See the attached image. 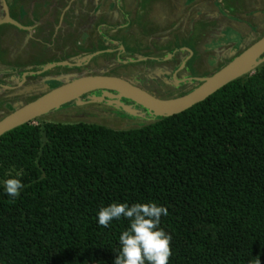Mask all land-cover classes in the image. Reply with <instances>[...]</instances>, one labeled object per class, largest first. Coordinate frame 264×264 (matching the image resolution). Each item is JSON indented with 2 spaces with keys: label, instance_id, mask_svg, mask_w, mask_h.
<instances>
[{
  "label": "trees",
  "instance_id": "16d2710c",
  "mask_svg": "<svg viewBox=\"0 0 264 264\" xmlns=\"http://www.w3.org/2000/svg\"><path fill=\"white\" fill-rule=\"evenodd\" d=\"M149 202L168 211L169 264H264V64L137 129L29 123L0 137V264H114L130 221L101 227L98 210Z\"/></svg>",
  "mask_w": 264,
  "mask_h": 264
},
{
  "label": "flooded vegetation",
  "instance_id": "af4514ba",
  "mask_svg": "<svg viewBox=\"0 0 264 264\" xmlns=\"http://www.w3.org/2000/svg\"><path fill=\"white\" fill-rule=\"evenodd\" d=\"M67 2L70 4L74 2L75 5L68 11V15H64L65 8L63 16L84 14L85 21L75 23L71 32L66 33L63 30L55 35L53 30L48 29L42 36L34 38L30 36L29 41L26 37L34 30L20 23L22 18L17 20L14 15L15 4L7 0L0 2V21L8 15L22 28H27L22 36L17 34L16 29L10 25L0 27L1 31L5 29L0 36V120L16 110L9 103L10 97H20L24 106L61 86L53 84L54 82L40 85L41 81L46 82L65 76L63 80H57L63 82L66 77L72 78L82 70L89 71L86 70L89 67L92 69L90 72H95L89 76L119 78L157 99H176L196 89L201 84L200 79L207 78L219 70L218 52L220 57L230 58L226 64L242 52L238 50L236 54H232V50H237L232 46L236 43L234 36L233 39L229 35L226 39L217 40L222 28L219 31L217 28L213 32L214 26L204 19L202 5L197 0L187 2L188 4L186 2L178 4L181 9L177 13L168 0H69ZM249 2L250 0H242L235 5L237 7L243 4L246 9ZM220 3L223 5L225 2ZM261 3H264V0ZM219 6L218 2V12H220ZM153 7L165 8L168 14L166 12L160 14L157 21L156 14L152 12ZM21 11L25 13L22 9ZM52 12L49 8L44 9L43 17L48 19ZM29 13L25 15L28 16ZM250 13L245 12L246 22L251 16ZM177 14L181 15L182 18L179 21L182 23L179 29L174 31L175 22H172L170 17ZM231 15L226 20L223 18L226 21L224 25L227 31L232 27L240 26L235 23L233 14ZM27 16L23 17V20L27 19ZM111 21L114 24L124 21V24L112 26ZM156 21L160 23L159 27L153 26ZM142 23L144 25L140 26ZM135 25L138 28L137 33H142L143 40L141 38L137 40V34L130 32L131 27ZM207 25L210 26L209 31H207ZM164 27L166 29H161L159 33L158 29ZM163 33L167 34L166 40ZM169 36H171L170 39ZM45 38L48 41L52 40L53 47L45 44L46 42L43 41ZM56 38L63 41L60 50L56 48ZM132 39H135L136 43L139 42L138 45L132 43ZM31 41L35 43L32 44ZM12 46L15 48L11 49ZM16 49L17 51L14 52ZM221 49L224 51L221 52ZM62 53L66 56H61ZM221 66L222 64L219 67ZM74 79L77 78H72ZM119 103L149 113L134 102L124 99L117 92L97 90L81 96L78 100L48 115L66 113L68 115L65 118L68 121L73 117H75L73 121L79 119L77 115H86V117L83 116L84 122L95 120L101 126H125L123 118H120L124 112L122 113V110L118 108ZM109 127L106 128L111 129Z\"/></svg>",
  "mask_w": 264,
  "mask_h": 264
},
{
  "label": "water",
  "instance_id": "95a60500",
  "mask_svg": "<svg viewBox=\"0 0 264 264\" xmlns=\"http://www.w3.org/2000/svg\"><path fill=\"white\" fill-rule=\"evenodd\" d=\"M2 1L5 2L6 0ZM12 3L16 5L19 2L18 0H12ZM3 25H10L20 31L27 30V28H22L11 20L8 15L0 21V27ZM3 32L4 29L2 31L0 29V36L3 35ZM262 64H264V36L244 49L211 76L200 79L201 84L192 92L172 100H160L152 97L119 78L106 76L81 77L51 90L1 119L0 137L52 111L58 110L72 101L78 100L87 93L97 90L117 92L123 98L134 102L157 118L180 114L205 101L233 81L252 73Z\"/></svg>",
  "mask_w": 264,
  "mask_h": 264
},
{
  "label": "rangeland",
  "instance_id": "374dc122",
  "mask_svg": "<svg viewBox=\"0 0 264 264\" xmlns=\"http://www.w3.org/2000/svg\"><path fill=\"white\" fill-rule=\"evenodd\" d=\"M67 1H69V0H67ZM194 1L195 0H192L191 2H194ZM241 1L242 0H218V2L220 4V6H219L220 12H218V20H215V21L213 20V22L209 23L211 26H214L213 32H215L217 28L219 31V29H221L222 27H218V24L221 22L222 26L225 28L224 22L226 23V21H224V20L228 19L229 17L232 16L231 14H233L234 19L236 20L235 23L240 24V26H238V27L235 26V27H232V29H228L229 32L226 30V28L225 29L222 28V30L219 31L220 33H218V39H217V40H223V39H226V37L229 35L233 39V36H234V40L236 41V43H233L234 45H232V46L237 48V50H234V51L232 50V54H236L238 52V50L243 51L248 46H250L251 44L256 42L259 38H261V36L264 34V3H261L262 0H250V2L247 3V5H246L247 6L246 9L243 7V4H240L239 6L236 7L235 3H237V2L240 3ZM220 2H223V3L225 2V3L223 5H221ZM74 5H75V3L70 7L73 8ZM202 8H203V10L205 9L203 6H202ZM216 8L218 9V6H216ZM246 11L251 12L250 13L251 16L249 17V20H247L248 22H246V20H245V18H246L245 12ZM166 14H168L167 10H166ZM70 16H75V15L73 14ZM78 17H79L80 22L85 21L86 17L84 14H82V15L79 14V15L75 16V18H77V19H78ZM179 17H180V15H178V14L175 15V19H177ZM223 18H224V20H223ZM123 24H124V21H119L116 24H114L112 22L111 25L112 26H123ZM127 27H128V25H127ZM206 27L208 28L207 31H209L210 26L207 25ZM185 28H187L186 25H185ZM137 29L138 28L135 25V26L131 27L130 32H134L137 34V38H136L137 40H140V38H141V40H143L142 33L141 34L137 33L138 32ZM145 33H147V31ZM201 37H202V35H201ZM134 40L135 39H132V43H135V44L139 43V42L136 43V41H134ZM211 41H213V40H211ZM180 42H182V40ZM115 43L119 44L117 41H115ZM127 43H126V45L128 46ZM175 44H176V42H175ZM223 51L224 50H222L221 52H223ZM232 54H231V56H232ZM218 57L220 58L218 60V62H219L218 69H220L222 66H224L226 64V62L230 58H228V56L220 57L219 52H218ZM221 64H222V66L219 67ZM63 67H65V66H63ZM259 67L260 66H258L252 73H250L246 76H248V77L252 76ZM89 68H91V67H89ZM89 68L86 69L89 71L85 72L84 70H82L81 72L77 73V75H74V77H72V78H78V77L81 78L83 76L84 77L89 76L92 73L94 74L95 72H90V71H92V69H89ZM216 71H218V70H216ZM64 77H59V78H55L52 80H47L46 82L41 81L40 85L48 84L50 82H54L53 84H55V85H62V84L67 83L68 81L72 80V78H70V76H68V77H66V80L63 82L57 81V80H63ZM22 97H24V96H22ZM9 99H10V101L7 98L9 103H11V106L13 108H16V110L23 106L20 97H10ZM126 100H128V99H126ZM119 104L120 105L118 106V108L122 110V113L124 112L123 114L120 115V118H123L124 122L126 123L125 126H123V125H121V126L115 125V126H110V127L106 126V125L101 126V125H99V122L97 123V121H95V120L84 122L85 120H83V119H85V118L83 116L86 117V115H83V116L77 115L78 116L77 118H79V119L73 121V119L75 118V117H73V119L68 121L65 118L68 114L61 113V112L58 114H49V115L47 114L46 117L42 116L41 118L32 121L30 124L33 126H42L43 124H46V123H60V124H68V125L84 123V124L97 125V126H101V127L106 126V127L111 128V129H114V130H130V129H137V128H140L142 126L151 124L157 118V117H154L153 115H151L150 113H145L144 111H141V110L132 109L130 106H125L124 104H121V103H119ZM77 106H79V104H77ZM77 108H79V107H77ZM69 112H71V111H69ZM61 114H62V117H61ZM118 118H119V116H118Z\"/></svg>",
  "mask_w": 264,
  "mask_h": 264
},
{
  "label": "clouds",
  "instance_id": "9594fccd",
  "mask_svg": "<svg viewBox=\"0 0 264 264\" xmlns=\"http://www.w3.org/2000/svg\"><path fill=\"white\" fill-rule=\"evenodd\" d=\"M17 173V177H19ZM5 193L17 198L24 187L19 178L3 181ZM166 207L155 202L145 204L112 203L97 212V223L107 228L113 220L130 221L127 230L119 235L120 250L114 264H169L171 236L159 227L162 216H167ZM256 264H259L257 261Z\"/></svg>",
  "mask_w": 264,
  "mask_h": 264
},
{
  "label": "crops",
  "instance_id": "0c3cea01",
  "mask_svg": "<svg viewBox=\"0 0 264 264\" xmlns=\"http://www.w3.org/2000/svg\"><path fill=\"white\" fill-rule=\"evenodd\" d=\"M1 1L2 0H0V2ZM8 1L12 2V0H7V2ZM41 1H43V3ZM168 1L172 4L173 10H175V12L177 13L181 9V7H179L178 4H180L182 2H186V4H188L187 2H191L192 0H168ZM197 1L200 2L201 5L205 8L203 10V16L207 22L210 23V22H213V20L214 21L218 20V9L216 8V6H218V0H197ZM18 2L19 3L14 5L15 17L17 18L18 21H19V19L22 18V21H19V22L23 23L24 26H28L29 28H31L30 30H34V31L29 32V35L26 37V40H28V41L30 40V36H32L33 38L37 37V36H42L43 32L47 31L48 29L53 30V33L55 35H57L58 33H60L63 30H65L66 33L71 32V28H74L75 23L80 22L79 17H78V19L75 18V16H77L78 14H74L75 16H68V17L63 16V10L66 8L64 15H68L69 14L68 11L72 9L70 6H72L74 4V2L72 4L68 3L65 0H18ZM165 2H167V1H165ZM48 8L50 10H52L53 12L50 14L49 18L47 19V18L43 17V10L48 9ZM21 9L25 13L30 12L28 14V16L25 15V13H22ZM79 9H81V7ZM152 12L154 14H156L157 21H158L160 14H165L166 9L153 7ZM26 16H27V19L23 20V17H26ZM174 17H175V15L170 17V18L172 19V22H175L174 31H176L181 26L182 21H179V20L182 17H181V15L177 19H175ZM157 21L155 22L156 24H153L154 27L160 26V23H157ZM171 24H173V23H171ZM143 25H144L143 23L140 24V26H143ZM182 26H184V24ZM218 27L224 28L222 26L221 22L218 24ZM161 29H166V27L159 28L158 29L159 33H160ZM7 30L9 31V29H7ZM182 31H183V29H182ZM10 32H14V31H10ZM15 32H17V34H21L23 36L26 31L16 30ZM164 34L165 33H163V35ZM164 36H165L164 39H167V34H165ZM170 37L171 36H169V39H170ZM162 38L163 37L161 36V39ZM43 41L46 42L45 44H48V46L51 45L53 47L52 40L48 41V39L45 38ZM31 42H32V44L35 43L33 41H31ZM55 44H56V48L58 50H60L61 44H63V41L56 38ZM41 45H42V43H41ZM13 48H15V46L11 47V49H13ZM16 51H17V49L14 50V52H16ZM61 56L65 57L66 55L64 53H62Z\"/></svg>",
  "mask_w": 264,
  "mask_h": 264
},
{
  "label": "bare ground",
  "instance_id": "6f19581e",
  "mask_svg": "<svg viewBox=\"0 0 264 264\" xmlns=\"http://www.w3.org/2000/svg\"><path fill=\"white\" fill-rule=\"evenodd\" d=\"M78 79V78H77Z\"/></svg>",
  "mask_w": 264,
  "mask_h": 264
}]
</instances>
